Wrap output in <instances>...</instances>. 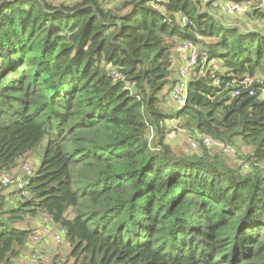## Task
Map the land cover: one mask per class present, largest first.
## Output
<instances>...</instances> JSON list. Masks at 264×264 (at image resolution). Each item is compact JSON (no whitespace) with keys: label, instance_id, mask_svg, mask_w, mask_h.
<instances>
[{"label":"trees","instance_id":"trees-1","mask_svg":"<svg viewBox=\"0 0 264 264\" xmlns=\"http://www.w3.org/2000/svg\"><path fill=\"white\" fill-rule=\"evenodd\" d=\"M209 8L0 0V175L39 154L22 188L0 186V264L22 255V223L39 216L65 230L72 264H264V31ZM185 40L206 57L178 108ZM180 119L185 139L234 153L175 152L166 136Z\"/></svg>","mask_w":264,"mask_h":264},{"label":"built area","instance_id":"built-area-1","mask_svg":"<svg viewBox=\"0 0 264 264\" xmlns=\"http://www.w3.org/2000/svg\"><path fill=\"white\" fill-rule=\"evenodd\" d=\"M76 0H66L64 2H72ZM199 1L204 4H209V9L215 10L218 16H223L225 18L232 17H240L242 15L246 16L248 13L253 14L255 11L258 13L262 12L264 14V0H194ZM185 22V20H183ZM179 60L183 64V67L179 71V78L181 79L177 82L171 89L170 98L177 104L178 108H182L185 105V101L188 95V86H189V77H190V69H193L197 64L199 58L204 59L206 57V53L198 50L197 46L192 42L185 40L180 44L179 48ZM115 79H119L120 75L116 72H112ZM218 83V80H216ZM239 84L248 90L249 95H253L252 85L254 84V77L252 76H244L239 79ZM237 91H233L232 95L235 96ZM260 95L264 96V87H261ZM184 129H179L177 121L174 120L170 124L169 132L166 136V141H170V138H175L176 135L184 133ZM183 136H186L183 134ZM186 147L184 148L186 152L193 151L199 149L202 145L208 148H217L220 149L225 154H233V149L224 145L212 138L205 135L198 136H189L186 139ZM24 166V165H23ZM244 168H247V164L244 165ZM23 176L26 179L22 180H13L10 173H2L0 175V186H4L9 189H20L24 184L27 183V178L33 174V169L27 167L23 168L22 172ZM42 224L38 229H33L30 242L33 244H37L40 240L43 239L45 235L48 234L47 228L49 225V218L47 216L40 217ZM47 227V228H46ZM50 229V228H49ZM51 230V229H50ZM54 239V240H53ZM45 239L42 240V242ZM52 241L55 244L66 242L68 240L65 236V230L62 228H57L54 231V235L52 236ZM55 241V242H54ZM42 258H44L43 253L37 248V250L33 251L31 257L29 258L30 263H37Z\"/></svg>","mask_w":264,"mask_h":264},{"label":"rangeland","instance_id":"rangeland-1","mask_svg":"<svg viewBox=\"0 0 264 264\" xmlns=\"http://www.w3.org/2000/svg\"><path fill=\"white\" fill-rule=\"evenodd\" d=\"M55 3L58 2H64L66 0H53ZM121 0H102L103 4L105 7L108 8H113L114 6H117V4L120 2ZM211 11V14L213 16L218 17V14L215 10L209 9ZM225 20H229V19H225ZM230 22H236L238 23L237 26H241L240 23H244L246 24L245 26L248 25V27H254L257 28L260 31H264V19L262 18H251L250 16H240V17H232L230 19ZM180 44V42H179ZM179 48L180 46L178 45L177 48L174 51V60H173V68H174V75H178L180 69L183 67V64L180 62L179 60ZM198 50H201V48H199L197 46ZM192 71V69H190ZM191 71L188 70V72L191 73ZM191 75V74H190ZM175 106L172 105L171 108H174ZM176 109V108H174ZM173 111V110H171ZM179 122H181V119L179 121H177V124L179 126V129H183ZM184 135H186L187 133L184 131V133H181L179 135H176L175 138H170V141H166L168 142L171 146L170 148L172 150H174L175 152H182L183 148L186 147V140L184 138ZM147 136L150 140H153L154 136H153V130H149V132H147ZM213 149H217V148H213ZM240 151L243 154H249L251 153V147L248 145H240ZM220 150V149H219ZM215 151V150H214ZM39 154L37 152H33L30 155L25 157L24 161H19L16 168H14L11 172L10 175L12 177L13 180H22V179H26L25 176H23L22 172H23V168L24 167H29V168H34L35 166L39 165ZM232 160V159H231ZM24 165V166H23ZM264 165V163H263ZM14 189H9L6 188L3 191V194H7V192H11ZM42 224V221L40 219V216L32 219V220H26L24 223H22V226H26L27 228L30 229H38ZM49 228H47L48 234L45 235L43 237V239H45L43 242L42 240H40L39 243L37 244H33L32 242L29 241V245L28 247H26V249H24V252L22 253V255L14 260L12 262V264H72V260H70V246L68 244H66V242H62V243H58L55 244L52 241V236L54 235V231L55 229H57V227H55V225L51 222H49L48 225ZM54 240V239H53ZM48 241V243H47ZM55 242V241H54ZM52 243V245H51ZM42 248H41V247ZM37 248H39V250L43 253L44 258H42L40 261H38L37 263H30L29 262V258L31 257V254L33 253V251L37 250Z\"/></svg>","mask_w":264,"mask_h":264},{"label":"crops","instance_id":"crops-1","mask_svg":"<svg viewBox=\"0 0 264 264\" xmlns=\"http://www.w3.org/2000/svg\"><path fill=\"white\" fill-rule=\"evenodd\" d=\"M47 243H48V241H47ZM51 245H52V243H51ZM41 247V246H40ZM42 248V247H41Z\"/></svg>","mask_w":264,"mask_h":264}]
</instances>
